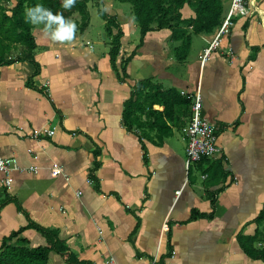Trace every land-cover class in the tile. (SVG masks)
<instances>
[{
    "label": "crops",
    "instance_id": "1",
    "mask_svg": "<svg viewBox=\"0 0 264 264\" xmlns=\"http://www.w3.org/2000/svg\"><path fill=\"white\" fill-rule=\"evenodd\" d=\"M111 6L123 33L116 71L118 30L91 19L63 43L33 25V58L0 64V155L39 168L13 172L9 187L0 173V244L17 232L13 245L45 247L42 231H55L65 250L47 264H264L241 246L264 244V0L235 15L207 62L215 33L155 29L140 42L133 18ZM197 90L220 151L187 171ZM43 129L54 134L34 139ZM52 161L68 179L50 175Z\"/></svg>",
    "mask_w": 264,
    "mask_h": 264
},
{
    "label": "trees",
    "instance_id": "2",
    "mask_svg": "<svg viewBox=\"0 0 264 264\" xmlns=\"http://www.w3.org/2000/svg\"><path fill=\"white\" fill-rule=\"evenodd\" d=\"M15 5L10 11L0 3V64L6 63L11 58L13 51H18L20 58H33L35 49V40L32 35L33 25L25 22V10L35 6L37 3L43 4L50 9L53 14L62 13L68 19V16L77 11L85 25L89 20V14L86 9L91 0H76L75 6L71 10H64L61 7L62 0H14ZM120 3H130L134 6L133 21L137 24L140 32V42L144 36L155 29L174 28L175 23H181V10L185 5L193 7L198 17L213 19L219 14L221 9V0H117ZM100 16L106 21V30L110 34L111 28H117V34L112 37L111 49L109 51L111 64L114 70H117L116 60L120 52L122 32L116 19L108 16L105 11H100ZM186 25H191L194 33H199L198 21H183ZM130 56L125 60H129ZM125 68V67H124ZM122 69L124 71L125 69ZM136 93L132 95L125 104L123 114V123L126 128L132 130L137 119L134 106L138 103L135 98ZM189 102V100H187ZM190 103V102H189ZM140 104V101H139ZM141 106V105H140ZM260 218V217H259ZM30 226V223H29ZM31 226H36L31 224ZM39 228V227H37ZM49 246L36 249H28L23 244L13 245L12 241L17 238V232L3 239L0 244V264H47L49 252L54 250L64 254L65 248L61 245L55 231H42ZM239 241H242L241 238ZM22 242V241H21ZM247 256L252 259L264 261V249H254L252 247L241 245Z\"/></svg>",
    "mask_w": 264,
    "mask_h": 264
},
{
    "label": "built area",
    "instance_id": "3",
    "mask_svg": "<svg viewBox=\"0 0 264 264\" xmlns=\"http://www.w3.org/2000/svg\"><path fill=\"white\" fill-rule=\"evenodd\" d=\"M249 4L254 7V0H232L229 10L226 13L225 19L221 26L216 30L213 39L204 49L202 61L207 62L211 53L220 47L222 38L227 36L235 24V15ZM191 101V117L185 130L187 138L186 154H185V169L188 171L190 167L204 158L213 157L220 150L217 145V136L214 126L203 116V99L200 91H196L188 95ZM52 136L54 131L43 129L34 133L33 138H38L40 135ZM38 166L22 168L19 166L17 159L7 158L0 155V173L4 175L6 186H10L12 182L13 172H37ZM49 172L52 177L62 176L68 179L64 168L52 161L49 166ZM89 184H93V179H87ZM179 194V193H177ZM162 233L168 231V225L165 222L162 225ZM264 249V244L260 246ZM108 264H118L113 259L109 260Z\"/></svg>",
    "mask_w": 264,
    "mask_h": 264
},
{
    "label": "rangeland",
    "instance_id": "4",
    "mask_svg": "<svg viewBox=\"0 0 264 264\" xmlns=\"http://www.w3.org/2000/svg\"><path fill=\"white\" fill-rule=\"evenodd\" d=\"M231 2L232 0H221L220 12L213 19L198 17L197 12L193 7H190L189 5H185L181 10V20H182L181 23L179 22L175 23L174 28L171 29L173 35L175 37L182 35L184 39L187 37H193L195 35L194 29L192 28L191 25L184 24L183 21H191V22L198 21V23L196 24L199 30V33H196L197 36L198 35L212 36L213 33H215L216 30L223 23L226 13L230 8ZM0 3L4 5L8 11H10L12 7L15 5L14 0H0ZM113 3L116 7L123 8V12L125 14L130 15V17L133 18L134 6H132L130 3H120L117 0H91L90 2H88L86 9L89 14V20L91 19L92 26H94L97 29L98 27L102 29V25L101 23H99L101 22V20H103L100 16L101 10L105 11V13L108 16L115 18L114 16H112L113 15L112 13L114 12V8L111 6V4ZM68 19H71L74 23H76L77 31H79L82 28L83 20L81 15L77 11L70 14V16H68ZM41 26L34 25V28L41 30L42 29ZM135 27L138 28L136 23H135ZM209 40L206 41V44ZM17 56H18V51H13V53H11V57H17Z\"/></svg>",
    "mask_w": 264,
    "mask_h": 264
},
{
    "label": "clouds",
    "instance_id": "5",
    "mask_svg": "<svg viewBox=\"0 0 264 264\" xmlns=\"http://www.w3.org/2000/svg\"><path fill=\"white\" fill-rule=\"evenodd\" d=\"M76 0H62L61 7L64 10H71ZM25 22L31 25L41 26L45 36L53 42H72L75 38L77 25L71 19H66L62 13L53 14L43 4L37 3L25 10Z\"/></svg>",
    "mask_w": 264,
    "mask_h": 264
}]
</instances>
